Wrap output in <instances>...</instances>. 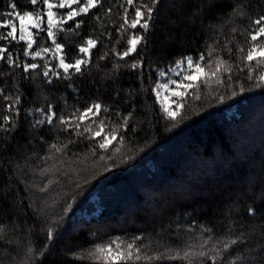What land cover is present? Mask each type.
<instances>
[{
	"label": "trees",
	"instance_id": "obj_1",
	"mask_svg": "<svg viewBox=\"0 0 264 264\" xmlns=\"http://www.w3.org/2000/svg\"><path fill=\"white\" fill-rule=\"evenodd\" d=\"M11 3L21 14L44 10L30 0ZM121 5L127 7L123 0H102L100 7L79 18L84 23L78 34H57L68 62L82 55L78 45L87 38L98 40L82 75L66 79L57 69L60 78L48 84L42 67L26 74L22 66L0 61V123L5 115H12L15 123L13 131H0V225L7 229L0 239V264H104L89 255L96 245L118 237L129 242L135 236L141 237L137 244L144 245L142 255L153 257L136 264H213L198 256L184 259L183 253L208 251L213 243L222 248L218 242L232 239L238 243L221 252L218 264H264V83L255 78L264 67L249 79L243 60L250 46L248 34L256 27L253 21L264 15V0H161L138 55L125 60L112 52L127 47L128 33L117 32L123 22ZM12 11L10 0H0V20ZM12 19L17 26L18 18ZM8 30L0 28V34ZM35 39L31 51L54 47L46 32ZM0 46H7L21 64L58 63L52 52L35 61L24 57V41L9 38L0 40ZM240 47L243 53L237 51ZM200 55L206 58L203 63L212 61L207 73L214 70L217 56L227 60L232 71L221 68L216 77L209 75L208 82L190 89L180 116L173 123L166 121L154 104L157 73ZM138 58L143 67L131 69L128 65ZM5 95L13 100L19 95L18 116L6 111L12 101ZM96 102L107 109L100 115L109 125L106 131L120 122L116 113L132 114L126 128L118 130L123 142L115 141L108 152L96 148L95 140L63 131L58 123L61 116ZM49 105L56 113L53 124L35 125ZM69 139L77 142L61 153L50 150ZM99 175L107 179L97 187L94 208L89 196L71 203L68 211L73 196ZM143 200L146 206L141 208ZM85 207L86 213L93 208L90 215L69 218ZM249 208L256 210L251 216ZM205 240L209 243L200 248ZM161 253L176 258H155Z\"/></svg>",
	"mask_w": 264,
	"mask_h": 264
},
{
	"label": "snow or ice",
	"instance_id": "obj_2",
	"mask_svg": "<svg viewBox=\"0 0 264 264\" xmlns=\"http://www.w3.org/2000/svg\"><path fill=\"white\" fill-rule=\"evenodd\" d=\"M32 5H37L42 2L44 8L47 9L46 12L40 11L35 14L31 11H25L22 14L16 10L15 3H11L10 7L12 12H7L4 15L7 17L0 20V28H8L10 30L0 34V40L11 41H26L27 47L23 50L24 57H30L32 61H35L38 57L43 59L42 53L47 54L53 52L55 58L58 60L57 64L50 66L49 61H45L43 65L35 62H25L21 64L18 58H14L11 51L8 50L7 46H0V61L6 60L9 67H21L24 73H30L38 68H43V77L48 84L52 83V78H60L61 73L57 69H61L64 78H70L74 74H83L86 67L89 66L91 62V50L96 48L98 40L92 37L87 38L82 44L78 45L79 53L82 54L78 56L74 62H68L64 56V45L57 42V34L60 32H70L78 34L77 30L80 29L84 21L79 19L82 15L87 16L92 9H96L102 5V0H30ZM127 7H123V22L119 25L117 32L128 33L126 37L127 47L124 48L122 52H117L115 48L112 52L116 54L118 59L125 60L133 54L139 52L138 46L142 45L146 41V34L152 27L151 21L153 19L154 13L157 6L160 4L161 0H150V3H141L137 5L136 0H123ZM134 9V14L129 13V9ZM54 9H59L60 11H54ZM111 9H109V12ZM47 17V27L42 28L41 25L44 22V16ZM15 16L19 21V29H17L16 23L12 19ZM71 22V23H70ZM256 26L252 31L249 32V47L247 48V53L243 56L245 61L244 67L249 69L248 78L253 79V72L264 67V15L253 21ZM67 26V27H65ZM32 29H36L37 33H34ZM129 30H132L129 33ZM142 30V31H140ZM46 32L47 39L51 41L54 47H41L39 50L31 51L33 45L36 43L35 36L39 32ZM17 32L19 36L17 37ZM123 38V37H122ZM119 42V41H118ZM227 48V45H225ZM229 53H232L231 48H227ZM243 53L244 48L240 47L237 50ZM108 55L107 52L100 55L99 59L103 60ZM209 56H211V50L209 51ZM206 58L204 55H200L198 58H193L191 56L185 57L182 61L176 63L174 68H169L167 72L160 70L157 73V81L155 86L152 88V93L155 96L154 104H159L161 109L166 113V115L175 120L180 113V110L184 107L183 98L186 96L189 89L196 86V83L200 81L206 75V69L212 68V61L205 62ZM256 62L255 68L252 66V62ZM182 65H186L187 74L182 75V80L172 79L168 76L171 73L173 76L181 75L177 72ZM131 69L135 70L137 68L143 67L142 58H138L128 65ZM227 66V67H225ZM117 67L114 65V68ZM239 67V64L237 65ZM221 68L225 71L231 72L232 67L229 65L227 60L221 59L219 56L215 59L214 70L208 73V75L216 77ZM243 70V69H241ZM167 82H164L165 77ZM27 78V77H26ZM258 82L264 83V72H258L255 76ZM183 81H188L184 83ZM170 85H175V88H170ZM171 92V97L177 99H172L168 95H164L162 99V92ZM181 89L183 91H181ZM0 94H3V89H0ZM4 99L6 101H12L6 104V111L9 113L15 112V115H19V109L16 107L19 104V95L15 96L14 100L11 96L5 95ZM175 105L173 108L171 105ZM37 112H41V109H37ZM106 112L107 109L104 108L100 103L96 102L88 105L83 109H75L71 114L67 116H61L58 123L63 125V131L70 133L71 135L79 138H85L88 140H95V147L102 152H108L115 141L119 140L123 142V136L118 135V130L121 128H126L130 122L131 113L121 117L120 113H116L117 117H120L119 123H114L111 126V131H106L109 125L106 123L105 118H100L101 112ZM29 115L32 113L29 112ZM3 123H0V131L9 132L15 129V123H13L12 115L3 116ZM56 119V113L54 112L51 105L48 106L47 111L44 113L42 119H37L35 125L42 124H53ZM75 122V123H74ZM11 124V128L8 125ZM97 125V129L93 131L92 125ZM34 125V126H35ZM100 138V139H97ZM76 140L69 139L68 143L58 145H51L50 150H55L57 153H61L68 147V144L76 143ZM95 154V153H93ZM100 159H105L104 156H100ZM46 187L41 188V191H45ZM256 210L253 208L248 209V215L251 216ZM7 233V229L0 225V239H2ZM53 238V233L51 230L48 231V239ZM140 236H135L129 242H125L122 238H115L106 244H98L95 246L94 252H90L89 255L94 257L97 261H103L104 264H136L137 261L142 259H153V257H148L142 255V249L144 245L137 244L140 241ZM9 243L12 241L9 240ZM209 243L208 240L203 241L200 244V248H204L205 245ZM222 244V248L217 247V243H213L208 251H185L183 253L184 259H191L193 256H198L200 258H207L213 261V264H218L217 258L221 255L222 251H227L231 245L238 243L237 239H232L225 242H218ZM115 246V247H113ZM28 253H31V249H28ZM209 253H214L215 255L209 256ZM158 259L171 258L175 259V256L166 257L164 253H161Z\"/></svg>",
	"mask_w": 264,
	"mask_h": 264
},
{
	"label": "rangeland",
	"instance_id": "obj_3",
	"mask_svg": "<svg viewBox=\"0 0 264 264\" xmlns=\"http://www.w3.org/2000/svg\"><path fill=\"white\" fill-rule=\"evenodd\" d=\"M53 2H56V0H53ZM40 4H42V2H39L37 5H38V7H40ZM40 11H43V12H46L47 11V9L46 8H44V10H40L39 8H38V10L36 11V12H40ZM54 11H60L59 9H54ZM36 12H33L34 14L36 13ZM18 20V19H17ZM46 24V26H47V17H46V15L44 16V22H43V24ZM43 24L41 25V27L43 26ZM17 29H19V21H18V25H17ZM35 29H32V31H34ZM19 36V32H17V37ZM24 42H26V41H24ZM49 53H51V52H49ZM52 54L54 55V53L52 52ZM55 56V55H54ZM174 68V67H173ZM177 72L178 73H181V75H175V76H173L171 73H168V76H171L172 77V79H176V80H182V75L183 74H187V69H186V65H182L181 66V68L180 69H177ZM167 76L165 77V80H164V82H167ZM208 79H209V75H208V73L206 72V75L200 80V81H198L197 83H196V85H198L200 82H202V81H205V82H208ZM184 83H188V81H183ZM170 88H175V85H170ZM190 90V89H189ZM188 90V91H189ZM181 91H183L182 89H181ZM161 92H162V99H163V96L166 94V95H168L169 97H171V92H167V93H165L164 92V90L162 89L161 90ZM188 93V92H187ZM186 97V96H185ZM184 97V98H185ZM154 98H155V96H154ZM172 99H177V98H175V97H171ZM183 98V99H184ZM173 108L175 107V105L173 104V105H171ZM158 107L160 108V110H161V112H162V114H163V116H164V118H165V120L167 121H172V123L173 122H175V120L180 116V113H181V111H182V109L180 110V113H179V115L177 116V118L175 119V120H172V119H170L167 115H166V113L161 109V107H160V105L158 104ZM180 124V122L179 123H176V124H173V125H175V126H177V125H179ZM115 169H113V170H111L110 171V174L112 175L113 173H115L116 171H114ZM108 176H109V174H108ZM97 179L98 180H94V183H92V184H90V185H88V186H86L85 188H83L82 190H80L78 193H76L74 196H73V198L71 199V202H69L68 203V205L65 207L68 211H69V206H70V204L71 203H74L75 201L76 202H78L79 200H81V199H83L84 197H89V203L92 205V207L94 208V206H93V201H95L96 200V195H97V193H98V191H97V187L102 183V182H104L106 179H107V175H99L98 177H97ZM93 185V186H92ZM131 188L133 189V191H135L136 193H141V191H140V189L137 187V186H132L131 185ZM143 197V196H142ZM143 199H144V197H143ZM91 201V202H90ZM145 201H147V199L145 198ZM145 201L143 200L142 201V203L140 204V207L142 208H144L146 205H145ZM93 208H92V210L90 211V213H86V211H88V209H87V207H85L84 209H78L79 211H82V212H79V211H76V212H74V214L71 216V217H69L70 219H78V218H80V216L81 217H84L85 218V216L84 215H90L91 213H92V211H93ZM67 211V212H68ZM95 212V211H94ZM93 216H95V215H93ZM113 247H115V246H113ZM170 255H172V256H175L176 257V255H174V254H170Z\"/></svg>",
	"mask_w": 264,
	"mask_h": 264
}]
</instances>
